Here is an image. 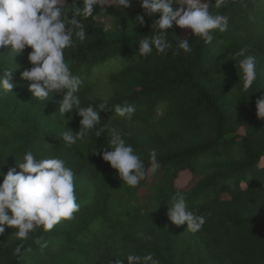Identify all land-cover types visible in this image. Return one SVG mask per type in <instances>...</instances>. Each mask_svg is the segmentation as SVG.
Listing matches in <instances>:
<instances>
[{"label": "trees", "instance_id": "obj_1", "mask_svg": "<svg viewBox=\"0 0 264 264\" xmlns=\"http://www.w3.org/2000/svg\"><path fill=\"white\" fill-rule=\"evenodd\" d=\"M70 3L66 0L65 7ZM216 10L229 17V27L216 32L211 44L190 33L182 36L173 23L167 54L141 58L140 40L154 32L153 17L144 14L139 0L124 10L96 6L92 17L81 18L85 40L74 37L75 46L65 52L66 63L83 81L81 106L107 99L97 127L116 128L146 167L156 150L158 170L135 188L102 159L107 131L99 137L93 131L72 147L64 144L60 135L67 128L78 131L82 117L76 110L61 116L58 93L45 102L31 96L21 77L31 67V49L13 56L10 46L0 48V75L9 69L14 82L12 92L0 90V171H19L28 150L38 159L59 156L76 174L81 206L75 219L30 233L19 255L16 229L5 226L0 264H114L118 257L127 264L128 254L146 253L161 264H264V177L257 167L264 155V118L256 114V100L264 97V0H229ZM100 13L114 19L113 35ZM182 39H188L191 52L179 48ZM241 48L257 58V79L247 93L232 57ZM116 105H133L136 111L131 119L115 117ZM178 193L206 216L200 231L191 233L186 223L177 226L168 218ZM209 250L212 258L202 261Z\"/></svg>", "mask_w": 264, "mask_h": 264}, {"label": "clouds", "instance_id": "obj_2", "mask_svg": "<svg viewBox=\"0 0 264 264\" xmlns=\"http://www.w3.org/2000/svg\"><path fill=\"white\" fill-rule=\"evenodd\" d=\"M228 3L229 0H139L144 14L153 17L151 29L154 32L151 39L140 40L139 56L147 58L154 52L158 56L166 55L172 47L167 34L173 23L182 29H190L191 37H199L205 44H211L216 32L228 30L229 17L213 14L210 8L221 9ZM65 4L66 0H0V48L10 46L9 52L13 56L26 48L31 49L27 57L31 67L21 73V77L29 82L31 96L45 102L51 93H58L62 96L58 113L65 117L66 113L76 110V114L82 117L78 131L67 128L60 135L64 144L72 147L84 141L93 131L95 137L107 131L108 148L100 153L102 159L116 170L127 186L135 188L148 173L158 170L156 150L151 151L149 166L146 167L141 156L116 128L108 125L98 128L100 112L107 109V99L99 105L82 107L79 92L83 81L73 74L65 60L66 50L75 46L74 37L79 41L86 38V28L81 18L92 17L98 5H114L124 10L132 4V0H79V3L71 0L70 8H66ZM174 4L178 7L174 8ZM69 12L72 13L71 18ZM156 14H159L158 18H155ZM135 18L138 23H144L143 15L138 14ZM179 48L186 53L192 51L188 39L180 40ZM247 51V48H241L232 56L237 61L241 91L244 93L257 79V58L245 55ZM13 88L10 70L4 69L0 75V90L12 92ZM114 109L115 117L126 119H131L136 111L133 105H116ZM256 109L257 116L264 118V97L256 100ZM18 168L19 171L16 167L9 168L6 174L0 171V176H3L0 182V235L4 234L5 226L16 229V240L21 242L15 247L17 255L21 253L22 242L28 239L30 233L37 229L49 232L61 221L75 219L74 214L81 207L77 202L76 174L66 166L63 158L38 159L28 150L18 163ZM167 216L177 226L186 223L191 233L200 231L206 223V216L198 214L196 209H190L180 193L174 197ZM36 242L39 243L38 240ZM43 246L46 247V244ZM125 258L127 264H161L160 259L152 253L128 254ZM114 264H123V260L118 257Z\"/></svg>", "mask_w": 264, "mask_h": 264}, {"label": "rangeland", "instance_id": "obj_3", "mask_svg": "<svg viewBox=\"0 0 264 264\" xmlns=\"http://www.w3.org/2000/svg\"><path fill=\"white\" fill-rule=\"evenodd\" d=\"M108 6H106V7H108ZM98 7L101 8V9L106 8L105 6H100V5H98ZM210 11L213 14H217V10H216L215 7H211ZM98 19L102 22L104 28L105 29L107 28V30H106L107 34L108 35H113L114 34V28H113L114 19L110 15H106L104 13H100L98 15ZM180 32H181L182 36H186V35H188L191 32V30L190 29H182L181 28ZM257 167L258 168H262L263 177H264V155L258 161ZM186 178H187V174L186 173L181 175V179L182 180H185ZM250 181H252V180H250ZM197 245L199 246L200 250L203 252L204 247L202 245H200V241H197ZM209 252L210 253L207 252V253H204V254L201 255V257L204 258V259H202V261H207L208 259L212 258L211 251L209 250ZM187 254L189 255L190 252H187Z\"/></svg>", "mask_w": 264, "mask_h": 264}]
</instances>
